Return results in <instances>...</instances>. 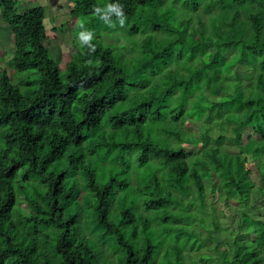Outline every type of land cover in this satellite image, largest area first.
Instances as JSON below:
<instances>
[{"label":"trees","instance_id":"trees-1","mask_svg":"<svg viewBox=\"0 0 264 264\" xmlns=\"http://www.w3.org/2000/svg\"><path fill=\"white\" fill-rule=\"evenodd\" d=\"M16 2L0 264H264V0H70L94 27L65 77Z\"/></svg>","mask_w":264,"mask_h":264},{"label":"rangeland","instance_id":"rangeland-1","mask_svg":"<svg viewBox=\"0 0 264 264\" xmlns=\"http://www.w3.org/2000/svg\"><path fill=\"white\" fill-rule=\"evenodd\" d=\"M36 5H43L46 7L45 22L47 24L48 29V38L46 39L45 44L50 49L52 56L58 60L61 69V76L65 77L66 64L70 60L72 53L76 49L74 45L75 35L77 36L76 43L81 42L84 36L88 34L89 27H94V25L83 26V19L80 20L70 15L72 7L70 0H17L16 2V8L20 12ZM1 11L2 9L0 8V70L2 68L7 69L8 73L12 74L14 79L17 72L13 73L12 68L9 67L11 64L8 65L10 56L12 55L10 51L13 46L14 34L8 24L3 20L1 16ZM79 25L83 27L78 28ZM115 35L116 34H112L111 36L106 35V39L108 41L115 42L117 45L122 44L124 40H117L115 38ZM24 75L27 74L19 73L17 77H22ZM20 88L23 91V88ZM186 125L190 126L195 131H198L200 134L203 133L205 129L204 120L193 121L191 123L186 122ZM212 132L214 136L218 135V130L214 129L212 130ZM256 161L257 160L253 159L252 162L250 161L249 164L251 165V167L255 168V165L257 164ZM252 176L257 180V174L255 172H252ZM206 181L208 182V180ZM211 195H213V192H211ZM217 198L218 195L216 194L214 199L215 202L217 201ZM229 209L232 210V212L234 210L233 207ZM220 222L222 224L223 229H225V227L231 226L228 217L221 216ZM198 228H201V226L199 225ZM228 231L229 230H221L220 233H222L223 236H227ZM204 234H206V232H204ZM208 249L210 251L204 247L202 248V250L206 253L214 255L213 250H211V248Z\"/></svg>","mask_w":264,"mask_h":264},{"label":"clouds","instance_id":"clouds-1","mask_svg":"<svg viewBox=\"0 0 264 264\" xmlns=\"http://www.w3.org/2000/svg\"><path fill=\"white\" fill-rule=\"evenodd\" d=\"M110 7H114V6H111V5H110ZM85 39H87V37H85ZM13 45H14V41H13ZM12 51H13V46H12V49H11V51H10L11 54H12Z\"/></svg>","mask_w":264,"mask_h":264}]
</instances>
